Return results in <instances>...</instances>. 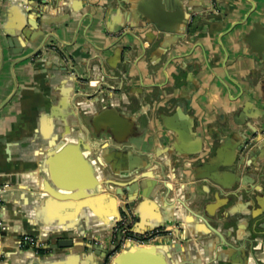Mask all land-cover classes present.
I'll list each match as a JSON object with an SVG mask.
<instances>
[{
	"label": "crops",
	"instance_id": "0c3cea01",
	"mask_svg": "<svg viewBox=\"0 0 264 264\" xmlns=\"http://www.w3.org/2000/svg\"><path fill=\"white\" fill-rule=\"evenodd\" d=\"M261 55L264 0H0V264H103L126 217L165 232L121 264H264Z\"/></svg>",
	"mask_w": 264,
	"mask_h": 264
},
{
	"label": "water",
	"instance_id": "95a60500",
	"mask_svg": "<svg viewBox=\"0 0 264 264\" xmlns=\"http://www.w3.org/2000/svg\"><path fill=\"white\" fill-rule=\"evenodd\" d=\"M45 3V2H44ZM196 18H193L192 20L188 19L186 20V18L184 17H180L178 22L180 24V27H186L185 31H177V30H173V32H175L177 35H179V40L181 41H184L186 40V36L189 34L190 37H192L194 35V30H195V24H196ZM152 22H154L155 24H157L158 26V29L161 31V32H164L165 29L164 28H161V24L158 23L156 20H152ZM189 32V33H188ZM131 36L132 39H133V42H132V45H130V47H133V43L135 40H137V43H134L136 46L139 45L142 47L143 45V40H142V37L134 32H128L126 33L124 36ZM45 50V46H42L39 50H37L33 55L31 56H28L25 60L31 58L32 56L34 55H40L41 57L44 55L43 54V51ZM46 54H49V55H55V52L53 50H51V48L47 47L46 48ZM259 58L261 60L264 61V55H261L259 56ZM248 93L246 90H243L242 92V95L241 96H246ZM112 109H109V108H106L105 110H103L102 113H100L99 115H97L95 117V122L93 123V125L95 126V131H96V135L98 138H100L101 141L103 140H107V139H113V136H114V132L111 131L110 129H108L107 127L106 128H103V129H99L100 126L97 124V122L100 120L101 116L103 113H105L106 111H110ZM114 111V110H112ZM249 121L256 125L257 127H262L261 130H260V134L264 136V106L260 109V111L257 113V114H254L252 116L249 117ZM186 128V127H185ZM253 133V135L251 136V138L247 139L243 145H242V148H241V152L244 153V154H247V153H250L254 146L256 144H258V142H260L259 139H256L254 136V133L256 131H251ZM258 134V133H257ZM116 140V139H114ZM118 143H124L126 142V140H116ZM150 165L147 166V167H144V166H139V167H133L131 169H127L125 171H122V172H118L116 173V178L119 180V181H125V183H129V181L131 179H134V178H137V177H148L151 175V171H149L150 169ZM254 174L257 178V181L260 183V184H263V178H264V173L261 172L259 170V168L255 169L254 171ZM110 185H116L118 187H121L123 190L122 192H118V191H114V193L119 196V197H122L123 196V193H126V191H128L127 189V186H129V184H116L114 182H110ZM244 193L246 194H252L253 191H255V189L253 187H251V190L250 189H242ZM127 195H126V205L130 204L129 203V198L127 199ZM119 222H116L115 224V227L116 225H118ZM115 227L112 228V231H111V239L112 241L109 243V244H106V246L104 245H99V246H96L94 247L93 249L96 251H99L100 254H102V257L104 259L103 261V264H112L114 262V264H121L120 260L123 259L124 255L127 254V252L129 251V246H124L122 245V238H123V232L122 230L124 229V227L122 226L121 228H119L117 231L115 230ZM169 231L170 233V237L173 238L175 235V231L173 230H167ZM72 245V240L70 239H60L57 243L53 244V245H50L49 246V249L51 250H56L58 248H64V247H67V246H70ZM137 247L139 248L138 250L140 252H147L146 250L148 249H151V248H148V246H138ZM34 264H40L38 262H34Z\"/></svg>",
	"mask_w": 264,
	"mask_h": 264
},
{
	"label": "built area",
	"instance_id": "2783aa9c",
	"mask_svg": "<svg viewBox=\"0 0 264 264\" xmlns=\"http://www.w3.org/2000/svg\"><path fill=\"white\" fill-rule=\"evenodd\" d=\"M5 190H6V187L0 185V212H1V208H2V196H3V193L5 192ZM130 223H131V220L128 219V217H126V218L122 219L118 223V225H116V227H115L116 231L119 228H121L122 226L124 227V229L122 230V232H123L122 245H124V246H126V245L127 246H129V245L146 246V245L152 243L153 241H155L156 239L160 238L163 235V233L165 232L164 229L158 228V229H155V230H152L149 232L138 234L132 230ZM5 228H6L5 223L0 216V231L5 229ZM26 242L37 244L36 240L32 237L26 238Z\"/></svg>",
	"mask_w": 264,
	"mask_h": 264
},
{
	"label": "trees",
	"instance_id": "16d2710c",
	"mask_svg": "<svg viewBox=\"0 0 264 264\" xmlns=\"http://www.w3.org/2000/svg\"><path fill=\"white\" fill-rule=\"evenodd\" d=\"M27 244L30 243V242H26ZM38 253L39 254H44L45 252L48 251V248H42V247H39V248H36Z\"/></svg>",
	"mask_w": 264,
	"mask_h": 264
}]
</instances>
